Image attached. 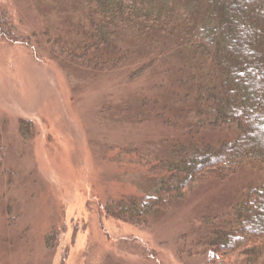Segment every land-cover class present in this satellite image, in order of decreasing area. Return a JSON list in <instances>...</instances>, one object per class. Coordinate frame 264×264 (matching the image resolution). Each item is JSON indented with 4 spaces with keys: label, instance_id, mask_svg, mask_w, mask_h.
<instances>
[{
    "label": "rangeland",
    "instance_id": "374dc122",
    "mask_svg": "<svg viewBox=\"0 0 264 264\" xmlns=\"http://www.w3.org/2000/svg\"><path fill=\"white\" fill-rule=\"evenodd\" d=\"M198 19L106 26L99 0H0V264H264L226 243L264 183L249 159L140 219L147 163L233 141L239 100ZM215 244L212 246V244Z\"/></svg>",
    "mask_w": 264,
    "mask_h": 264
},
{
    "label": "trees",
    "instance_id": "16d2710c",
    "mask_svg": "<svg viewBox=\"0 0 264 264\" xmlns=\"http://www.w3.org/2000/svg\"><path fill=\"white\" fill-rule=\"evenodd\" d=\"M99 4L103 23L115 28L138 22L198 19L192 42L215 45L234 63L222 74L239 107L224 108L220 118L235 123L237 138L216 146L208 142L183 146L147 163L145 171L157 178V184L132 204L140 219L154 209L165 208L170 199L183 197L208 171L231 175L249 159L264 167V0H99ZM239 212L240 236L226 245L256 260L264 246V183L250 192Z\"/></svg>",
    "mask_w": 264,
    "mask_h": 264
}]
</instances>
